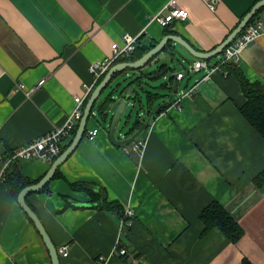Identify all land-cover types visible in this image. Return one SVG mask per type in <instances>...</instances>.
<instances>
[{"label":"crops","instance_id":"1","mask_svg":"<svg viewBox=\"0 0 264 264\" xmlns=\"http://www.w3.org/2000/svg\"><path fill=\"white\" fill-rule=\"evenodd\" d=\"M256 2L0 0V264H51L34 224L1 177L3 161L13 149L65 123L74 96L92 83L88 66L111 55V45H122L124 34L148 46L170 32L197 51H212ZM171 3L188 17L163 28L152 17ZM259 18L264 31V11ZM191 57L192 63L197 60ZM222 58H212L209 65ZM118 63L124 62L112 66ZM237 63L249 81L264 83V36L243 46ZM206 71L173 72L184 77L166 87L167 101L155 106L152 99L147 112H158L139 137L146 142L138 162L137 154L125 149L132 144L113 145L108 123L91 116L85 135L57 169L59 176L47 189L28 194L27 204L57 251L67 247L66 257L58 252L60 264H125L115 252L121 238L120 249L132 264H241L243 259L264 264V182L254 181L264 171V139L239 112L245 98L238 80L219 69L202 80ZM191 87L193 94L185 97ZM176 100L180 109L172 105ZM93 129L97 134L90 140L86 133ZM13 163L8 174L17 171L29 181H39L51 166L36 160ZM72 183L89 184L107 202L131 211L130 225H122L123 217L114 212L99 210V202L73 190ZM213 200L241 226L243 236L236 243L218 229L201 235L199 214Z\"/></svg>","mask_w":264,"mask_h":264},{"label":"water","instance_id":"2","mask_svg":"<svg viewBox=\"0 0 264 264\" xmlns=\"http://www.w3.org/2000/svg\"><path fill=\"white\" fill-rule=\"evenodd\" d=\"M262 8H264V0L257 1L242 17L238 25L231 31L227 38L212 51H197L181 37L168 34L165 35L152 49H150L137 61L118 63L108 70L86 101L82 117L78 122L75 134L69 146L53 161L50 169L37 183L23 188L17 197L19 206L32 221L34 227L42 238V241L49 253L51 264H60L58 251L55 245L52 243L40 219L27 204L26 198L28 194L44 189L51 181L59 166L76 149L77 145L85 135L89 118L91 116L97 118V121L100 124H105L106 122L108 123L109 139L113 145L123 147L133 143L147 130L154 115L158 112V108L149 112L142 109V94H145L146 96L145 91L148 90L147 87H152L150 83L160 79L157 78V74L159 73V69L162 66H166L169 69L171 68L168 62L173 61L174 58H176V46L179 45L189 55L197 59L210 60L220 55L222 51L239 36L246 25ZM181 58L185 59L182 55ZM145 69L150 70V76H145ZM163 77L165 78L166 75ZM109 87L111 89L110 92L103 100H101L100 98L104 90ZM107 99L110 101V103L106 117L104 119L100 118L98 112L94 115L93 110H95V108L97 110L98 106L103 104ZM152 101L148 103V106L152 103ZM98 102L99 104H97ZM112 109H114V111L110 113ZM141 110H143L147 115L145 119L141 117ZM135 113L136 119L133 122L132 117ZM137 121L141 124L136 129L135 124ZM117 133L119 136H123L122 139L117 136Z\"/></svg>","mask_w":264,"mask_h":264},{"label":"built area","instance_id":"3","mask_svg":"<svg viewBox=\"0 0 264 264\" xmlns=\"http://www.w3.org/2000/svg\"><path fill=\"white\" fill-rule=\"evenodd\" d=\"M209 8L212 10L213 5L210 4ZM187 17L188 12L186 10L181 9L171 3V5L165 6L161 11L154 15V17H152V20L157 22L161 27L167 28L173 21L185 20ZM260 36H264V31L262 20L259 18L258 20L254 19L252 22H249L243 29V31L239 34V36L222 51L223 59L221 60V63L227 62L229 60L238 62V54L240 49L246 44L255 41ZM138 39V36H131L129 34L122 35V45L113 43L111 45V55L105 57L101 61L93 62L88 66V72L92 77V83L91 85L84 86L85 92L82 96H74L73 101L75 107L73 112L67 117L65 123L61 127L53 128L47 133L35 138L30 143L13 149L10 156L5 159V161H3V174H1V177H4L6 168L12 161L36 160L47 164L53 163V161L62 152L63 142L69 136H71L77 128L78 122L80 121L83 114L85 101L95 84L108 72V70L116 61L129 56L135 51ZM202 69L207 70L202 77V80H206L210 77L212 72L218 69V66H210L207 60L197 59L191 64L189 72H198ZM183 77V72H179L175 75L176 80H180ZM42 83L43 81H40L37 87L42 85ZM37 87L26 91L27 96L32 94ZM19 88L22 89L23 87L20 85ZM193 91L194 87H191L187 89V91L183 95L185 97L191 96L193 94ZM179 101L180 100H176L172 103V105L176 106L177 109H180L181 107ZM96 134L97 129H93L87 132L86 136L88 139L92 140ZM145 142V139L138 138L133 143H131L132 145L130 148L125 147V149L128 153L133 152L139 156L145 146ZM129 216H131V211L125 210L123 214L122 225H130ZM58 252H61L62 257H66L68 255L66 246L60 247ZM118 252L119 254L124 255L126 253V250L120 249ZM98 259L99 261L104 260L103 257H99Z\"/></svg>","mask_w":264,"mask_h":264},{"label":"trees","instance_id":"4","mask_svg":"<svg viewBox=\"0 0 264 264\" xmlns=\"http://www.w3.org/2000/svg\"><path fill=\"white\" fill-rule=\"evenodd\" d=\"M263 11H264V8L260 9L255 15V17L250 22L256 19L257 16ZM165 34L168 35L170 34V32H165ZM156 44L157 43H153L148 46L141 45L138 39L137 47L135 51L129 56L119 59L116 62L137 61L144 54H146L150 49H152ZM221 60H219L215 65L218 66V69L220 70L223 76L224 75H226V77L234 76L238 80L241 91L244 95L245 103L239 108V112L241 116L264 139V83H260L257 81L256 82L249 81L244 76L237 62L229 60L227 62L221 63ZM207 61L210 62L211 59ZM173 72L174 70L172 68L169 69L166 66H162L159 69L157 78H161L165 75L167 76L168 73H171L169 80L166 83H163L160 86V88L166 89V87L168 88L172 87L169 84L171 83L172 79L175 78V76L172 75ZM150 75L151 73H145L146 77ZM155 88H159V87H155ZM145 92H146V98H147L148 103L151 102L152 99H155L157 96H159V94L153 93L152 91H149V90H146ZM109 103L110 101L107 99L103 104H100L98 106L97 112L100 118L104 119L106 117ZM140 124L141 123L137 121V123L135 124V128L137 129L140 126ZM75 131L72 133V136H74ZM70 142L62 148V151H64L69 146ZM10 154L5 159H7L10 156ZM138 159H139V156L137 155L135 158L136 162H138ZM13 162H16V161H12L11 163H9L8 167L6 168V171L4 173V179L7 181L8 185L10 186L11 195L15 199H17L19 192L23 188L31 184L37 183L38 180L29 181L23 175H21V173L17 171L8 174L9 172L8 168L10 166L15 165ZM57 176H59V173L56 171L55 177ZM254 181L257 185L261 186L262 183L264 182V171H262L259 175H257ZM88 185L89 184H86V183H72L70 184V187L76 191L87 192L93 199V202H99V206H97L99 210H103L109 213L114 212L118 216L123 217L124 210L121 207V205H119L117 202H107L104 193L102 194V191L95 192ZM44 189H47V188H44ZM199 220L201 221L203 225V230L201 232V235H205L206 233H208L209 231L213 229H218L226 237V239L231 243H236L243 236V230L241 226L233 219V217L225 210V208L216 200H213L201 211V213L199 214ZM122 246H123V239L121 238V242L119 241L118 245L115 247V252L119 254L118 251L120 250ZM134 255L135 257L133 259L135 260V258H138V255L137 254H134ZM119 256L123 258V261L125 262V264H132L131 259H129L130 255L128 254L127 251L124 255L119 254ZM241 264H252V263L249 262L247 259H243Z\"/></svg>","mask_w":264,"mask_h":264},{"label":"rangeland","instance_id":"5","mask_svg":"<svg viewBox=\"0 0 264 264\" xmlns=\"http://www.w3.org/2000/svg\"><path fill=\"white\" fill-rule=\"evenodd\" d=\"M181 55L185 58H181ZM222 55V54H221ZM221 55H218L216 57H214V59L216 60L218 57H220ZM175 57L173 61H169L168 64L169 66L175 71L181 70L183 72H187L190 70L191 68V60L193 59L182 47H180L179 45L176 46V52H175ZM178 59V60H177ZM171 73H168V75L164 78H160L159 80L156 81H152L150 83V85L152 87H147L148 90L152 91L153 93L159 94V96H157L155 98V100L153 101L152 104H154L155 106L157 104H162L163 102H166L168 97H169V92L167 90H165L164 88H160V86L163 83H166L170 77ZM155 87H159V88H155ZM110 87L107 88L106 90H104L102 96H101V100H103L107 94L110 92ZM99 104V102L97 103ZM142 106L144 110H148V102H147V98L145 96V94H142ZM154 106V107H155ZM156 109V108H154ZM142 114V118H146V114L144 113L143 110L140 111ZM136 119V113L133 115L132 120L134 122V120Z\"/></svg>","mask_w":264,"mask_h":264}]
</instances>
